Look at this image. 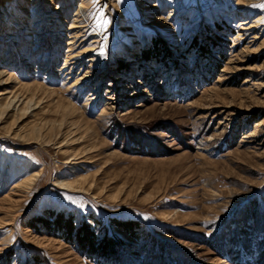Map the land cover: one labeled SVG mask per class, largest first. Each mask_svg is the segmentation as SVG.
<instances>
[{"label": "rangeland", "instance_id": "obj_1", "mask_svg": "<svg viewBox=\"0 0 264 264\" xmlns=\"http://www.w3.org/2000/svg\"><path fill=\"white\" fill-rule=\"evenodd\" d=\"M0 264H264V0H0Z\"/></svg>", "mask_w": 264, "mask_h": 264}, {"label": "trees", "instance_id": "obj_2", "mask_svg": "<svg viewBox=\"0 0 264 264\" xmlns=\"http://www.w3.org/2000/svg\"><path fill=\"white\" fill-rule=\"evenodd\" d=\"M130 224H132V223H124V224L119 225V227H121L123 230H127L128 231V229H126L125 226L130 225ZM70 226H69V229H68L69 231L72 229V227L70 228ZM77 237H78V240H79V242L81 243V245L83 247H88V248L91 249V251H94V249H93L94 241H93L92 233H90V232L86 233L84 239H81L79 235H77ZM110 243H113V242L110 239H108V238H104L102 243H101V247H106L107 246L109 248V245H111Z\"/></svg>", "mask_w": 264, "mask_h": 264}, {"label": "bare ground", "instance_id": "obj_3", "mask_svg": "<svg viewBox=\"0 0 264 264\" xmlns=\"http://www.w3.org/2000/svg\"><path fill=\"white\" fill-rule=\"evenodd\" d=\"M247 29L246 28H241L240 31H246ZM19 101L17 100V103ZM9 107V105L7 106V108ZM82 162V161H81ZM65 163H70L68 161H66ZM38 177V174H34L32 176V178L30 179V183L32 184L34 181H36V178ZM56 186H58L59 189H62V190H75L73 189L72 185L70 184H63L62 182H59L56 184ZM78 192V191H76Z\"/></svg>", "mask_w": 264, "mask_h": 264}, {"label": "snow or ice", "instance_id": "obj_4", "mask_svg": "<svg viewBox=\"0 0 264 264\" xmlns=\"http://www.w3.org/2000/svg\"><path fill=\"white\" fill-rule=\"evenodd\" d=\"M105 23H107V21H105Z\"/></svg>", "mask_w": 264, "mask_h": 264}]
</instances>
